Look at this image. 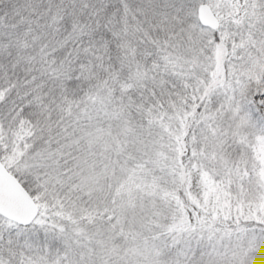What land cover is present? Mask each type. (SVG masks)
Returning <instances> with one entry per match:
<instances>
[{
  "label": "rangeland",
  "instance_id": "rangeland-1",
  "mask_svg": "<svg viewBox=\"0 0 264 264\" xmlns=\"http://www.w3.org/2000/svg\"><path fill=\"white\" fill-rule=\"evenodd\" d=\"M206 3L218 28L172 27L171 50L183 57H161L182 88L180 109L165 117L177 120L179 130L165 139L152 135L146 150L159 156L178 140L183 155L174 169L159 164L153 170L164 173L151 181L134 174L117 183L116 164L81 168L80 157L70 165L66 144L42 143L35 125L21 123L14 134L0 127L1 160L39 205L28 226L0 215V264H114L137 257L157 264L160 254L167 255L165 264H264V0ZM99 110L85 108L71 129L79 134L86 123L94 126ZM184 194L193 208L182 207ZM137 206L149 215L140 247L130 245L140 234ZM154 224L161 233L150 239Z\"/></svg>",
  "mask_w": 264,
  "mask_h": 264
},
{
  "label": "trees",
  "instance_id": "trees-1",
  "mask_svg": "<svg viewBox=\"0 0 264 264\" xmlns=\"http://www.w3.org/2000/svg\"><path fill=\"white\" fill-rule=\"evenodd\" d=\"M197 1L0 0V127L14 134L21 123L35 125L42 143L51 139L66 144L70 165L80 157L81 168L89 169L91 162L110 168L116 164L117 183L127 176L133 179L134 174L138 181H151L158 172L164 173L153 170L155 165L173 168L183 155L178 140L173 139L159 156L146 148L152 135L165 139L179 130L177 120L165 117L180 109L182 88L172 66L161 57H183L171 50L166 32L178 25H201L195 13ZM145 28L148 34L140 32ZM135 29L139 32L129 34ZM91 107L100 109L96 124L86 123L79 134L74 132L71 126L78 115ZM94 132L96 143L91 145ZM86 161L89 165L84 167ZM184 161L188 164L187 157ZM87 196L91 201L97 192ZM181 200L182 207L193 208L188 196ZM134 212L140 234L130 245L140 247L149 215L138 206ZM154 226L155 232L147 233L150 239L161 233ZM166 258L160 254L157 264H165ZM114 264H144V260Z\"/></svg>",
  "mask_w": 264,
  "mask_h": 264
},
{
  "label": "water",
  "instance_id": "water-1",
  "mask_svg": "<svg viewBox=\"0 0 264 264\" xmlns=\"http://www.w3.org/2000/svg\"><path fill=\"white\" fill-rule=\"evenodd\" d=\"M198 6L200 22L207 27L217 29L219 21L206 0ZM39 214V205L33 196L11 173L0 159V215L20 225L32 224Z\"/></svg>",
  "mask_w": 264,
  "mask_h": 264
}]
</instances>
